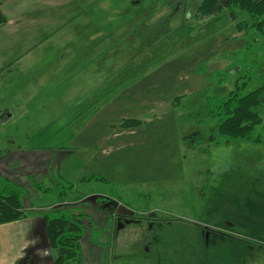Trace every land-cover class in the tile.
Instances as JSON below:
<instances>
[{"label": "rangeland", "instance_id": "obj_1", "mask_svg": "<svg viewBox=\"0 0 264 264\" xmlns=\"http://www.w3.org/2000/svg\"><path fill=\"white\" fill-rule=\"evenodd\" d=\"M203 1L5 0L0 6L7 22L21 20L15 29L0 28V176L25 188L26 207L34 211L56 208L60 198L82 207L81 259L69 264H186L189 254L176 246L190 245L233 255L217 229L231 222L241 228L244 219L264 224L232 199L240 197L235 185L254 181L252 172L236 167L258 164L264 145L218 141V118L209 107L238 88L247 95L264 85V10L233 7L206 16L199 11ZM171 6L189 14L190 24L144 45L135 37L145 31L135 24L133 38L123 41L134 14ZM96 19L108 35L117 32L110 40L115 56L100 62L109 68L106 76H97L95 62L68 56L60 44L66 29L55 28ZM83 31L68 42L69 52L96 44L91 30ZM143 230L152 231L151 249L141 243ZM249 237L247 248L260 250L262 260L264 236ZM157 246L168 248L160 255Z\"/></svg>", "mask_w": 264, "mask_h": 264}, {"label": "crops", "instance_id": "obj_2", "mask_svg": "<svg viewBox=\"0 0 264 264\" xmlns=\"http://www.w3.org/2000/svg\"><path fill=\"white\" fill-rule=\"evenodd\" d=\"M4 2L5 1L1 3V8ZM133 10L135 9H132L129 12L132 13L134 12ZM148 10L150 9H144L142 11L143 13H137L131 17L129 23H127L128 27L125 28L128 30L122 34L124 38L123 41L130 40L131 38H133V36L131 35L132 31L130 32V29H133L135 24H137L136 27L139 26L137 27V29L145 31V33H143L142 35H136L135 38H137L138 40L142 38L141 42L138 45H144V43H146L144 39L151 40L149 41V43L147 42L146 44H156L158 36L162 35L165 31H168L169 33L170 31H172L170 29L179 28L181 27L182 23L190 24V22H188V17H190L189 14L188 16L187 14H182L180 16L182 11L180 12V8L178 6H175L173 8L171 6V11L162 10L161 13L158 11ZM113 12H115V9L113 10ZM134 13H136V11ZM147 13L152 14L147 15ZM180 17L182 19L181 21ZM20 23L21 20L17 18L12 19L9 20L5 25L0 26V28L6 27V29H15L13 27H17ZM61 25L59 23H56L55 28L59 30L66 29L65 35L68 38H65L64 41H62L61 39L62 42L60 44L64 46L63 50L66 51L67 54L72 53L68 56H72L75 54L74 57L80 60V62H95V73L97 74V76L104 74L106 76L107 74H109V68L108 70H103V68L101 69L100 62H102L101 60L109 61L112 59V57L115 56V53H111L115 52V44H111L110 40L117 38V32L114 31L111 36L108 35L109 33L104 32L105 26L103 27L102 23L98 19H96V22L81 21L71 24L69 23V21H66L61 23ZM108 25H110V23ZM159 29L162 30L161 33L157 32V30ZM68 30L77 31H74L72 33V36H69ZM83 30H91L90 32H88V34L92 41H95L96 44L89 45L84 50L83 45H81L82 49L80 52L77 51V49L73 51L74 53L69 52V49L66 45L69 41H75V39H72L73 36L82 37L84 33ZM106 35H108V37ZM78 53H81L80 58H78L77 56ZM104 54L106 55L104 56ZM63 58H66V56H62L60 61H62ZM84 59L86 61H84ZM131 60H128V62H131ZM66 61H64V65H67ZM80 68L83 71L85 69V65L81 64ZM2 69L3 67H0V70ZM58 71L63 72L62 69H59ZM115 73L116 71H114L111 76L114 77V75H116ZM76 76L78 75L76 74ZM93 76L94 70L92 71V79ZM107 83L108 82H106L105 84ZM99 89L100 86L96 87V90L94 88L92 91H90V89L86 90L85 92L87 94L84 95L82 99H85V97L90 92H98ZM107 92H109V90L103 91V93ZM262 132H264V120L262 126L258 128V130L255 132V135L253 136L254 138L260 139V142H254L251 140L245 141L244 143L253 145H264V138L262 137ZM234 145H236V142L234 143ZM236 172H252L254 174V181L241 183L239 186L235 185V188L232 190H235L237 193H239L240 197L234 196L232 197V199L236 200L235 202L240 208L254 212L255 216L258 219H260L259 215L264 217V159H261L258 164L251 167L237 166ZM27 210H31V208H27ZM254 221V219H244L241 222V228L237 226V222H231L227 224V226H229L228 229H217L222 233L214 235H223L229 238V248L235 249L234 251L236 252L233 255H229L228 253H226L225 256L218 255L217 250L219 246L213 248L209 246L207 248L198 249L197 247L190 245L184 247L176 246V248L178 250V253L179 249H181L185 251V254H189L188 257L184 256V260L187 261L186 264H264V258L260 260V250H255L257 254H254V250L251 251V249L249 250V248H247L246 246V240H249V236H264V224H260L259 221H257V224ZM252 222L254 223L252 224ZM141 236V243L143 242L146 245L149 244L148 249H151L150 240L152 236V231L150 230L148 232V230H143ZM217 236L213 237L221 239ZM206 237H208V242L211 243V236ZM222 240L227 241L226 238ZM154 248L156 249V252L161 255L164 253V250L168 247L157 246ZM201 249L202 251H200ZM53 252L54 250L49 243L45 230V223L41 216L36 214H28L25 218L21 220L0 225V264H55V259L57 256L54 255ZM200 252L205 253V256L202 257L201 254L199 255ZM195 253L197 255L194 257ZM253 255H255L256 257L253 258ZM250 256H252L251 259Z\"/></svg>", "mask_w": 264, "mask_h": 264}, {"label": "trees", "instance_id": "obj_3", "mask_svg": "<svg viewBox=\"0 0 264 264\" xmlns=\"http://www.w3.org/2000/svg\"><path fill=\"white\" fill-rule=\"evenodd\" d=\"M3 1L0 0V5ZM233 7L254 13L256 9L264 10V0H204L199 11L206 16H216ZM6 23L7 18L0 8V26ZM213 103L214 100H209L211 115L218 118V141L260 142L253 136L263 124L264 85L247 95H242L238 88L230 92L227 100H219L218 105ZM60 202V206L53 209L27 210L25 188L0 176V225L21 220L28 214L39 215L44 220L49 243L57 251L55 264L79 262L85 212L80 205L64 204L61 198Z\"/></svg>", "mask_w": 264, "mask_h": 264}]
</instances>
